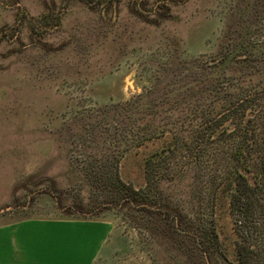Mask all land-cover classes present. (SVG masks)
<instances>
[{"label":"rangeland","instance_id":"374dc122","mask_svg":"<svg viewBox=\"0 0 264 264\" xmlns=\"http://www.w3.org/2000/svg\"><path fill=\"white\" fill-rule=\"evenodd\" d=\"M263 3L0 0V211L14 208L0 214V225L105 221L113 230L94 264H206L191 244L179 251L166 232L153 236L130 214L95 209L106 192L88 185L85 167L91 158L103 164L116 156L122 180L143 189L146 161L167 148L174 133L187 135L212 101L223 104L221 97L235 88L262 83L264 58L241 64L237 77L230 71L219 83L210 68L236 47L249 11V38L264 41ZM256 71L251 81L248 74ZM185 160L180 152L176 164L164 163L160 188L190 207L186 201L204 197L192 190V175H169ZM214 217L221 248L212 250L210 264H237L228 190L218 191ZM254 242L264 263L263 241Z\"/></svg>","mask_w":264,"mask_h":264},{"label":"trees","instance_id":"16d2710c","mask_svg":"<svg viewBox=\"0 0 264 264\" xmlns=\"http://www.w3.org/2000/svg\"><path fill=\"white\" fill-rule=\"evenodd\" d=\"M249 6L252 9L256 4ZM262 6L264 11V3ZM250 15L249 11L243 20L244 33L236 47L222 54L210 68L214 81L219 83L230 71L237 77L242 72L241 64L264 58V41L249 38ZM44 22L51 23L47 16ZM232 67L235 69L230 70ZM258 75L257 71L251 72L248 78L252 81ZM220 100L225 103L212 101L192 119L187 135L174 133L172 143L146 161L147 182L143 189H135L122 180L120 158L113 155L103 164L91 158L85 167L86 181L90 187L106 192L105 203L95 209L130 214L139 229L153 236L166 232L169 246L179 251L186 253L185 245L191 244L206 264L212 262V250L221 248L214 217L215 198L219 190H228L230 212L239 234L237 264H264L254 242L257 237L264 244V79L262 83L250 82L246 89L237 87ZM180 152L186 160L176 173L170 171L169 175L182 179L191 174L192 190L204 194L197 204L194 198L186 201L190 207L167 199L160 188L167 177L164 163L176 164ZM197 205L204 209L202 213L200 209L195 211ZM192 215L196 216L194 220L189 217Z\"/></svg>","mask_w":264,"mask_h":264},{"label":"crops","instance_id":"0c3cea01","mask_svg":"<svg viewBox=\"0 0 264 264\" xmlns=\"http://www.w3.org/2000/svg\"><path fill=\"white\" fill-rule=\"evenodd\" d=\"M113 225L98 220L28 219L0 225V264H94Z\"/></svg>","mask_w":264,"mask_h":264},{"label":"water","instance_id":"95a60500","mask_svg":"<svg viewBox=\"0 0 264 264\" xmlns=\"http://www.w3.org/2000/svg\"><path fill=\"white\" fill-rule=\"evenodd\" d=\"M13 209H14L13 207H8V208H6V209L1 210V211H0V214H2V213H6V212L11 211V210H13Z\"/></svg>","mask_w":264,"mask_h":264}]
</instances>
